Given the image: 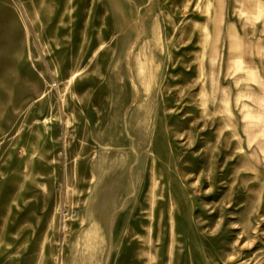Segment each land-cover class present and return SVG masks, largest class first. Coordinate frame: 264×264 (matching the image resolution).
Returning <instances> with one entry per match:
<instances>
[{
  "label": "rangeland",
  "instance_id": "rangeland-1",
  "mask_svg": "<svg viewBox=\"0 0 264 264\" xmlns=\"http://www.w3.org/2000/svg\"><path fill=\"white\" fill-rule=\"evenodd\" d=\"M255 6L0 0V264H264Z\"/></svg>",
  "mask_w": 264,
  "mask_h": 264
},
{
  "label": "crops",
  "instance_id": "crops-1",
  "mask_svg": "<svg viewBox=\"0 0 264 264\" xmlns=\"http://www.w3.org/2000/svg\"><path fill=\"white\" fill-rule=\"evenodd\" d=\"M255 7H256L255 14L259 15L261 17V21L264 22V0H256V6ZM252 44H254L255 46L260 45L259 43H251L248 45L252 46Z\"/></svg>",
  "mask_w": 264,
  "mask_h": 264
},
{
  "label": "built area",
  "instance_id": "built-area-1",
  "mask_svg": "<svg viewBox=\"0 0 264 264\" xmlns=\"http://www.w3.org/2000/svg\"><path fill=\"white\" fill-rule=\"evenodd\" d=\"M75 215H76L75 212H71V211L69 212L68 210H64L62 214V219L66 221L72 217H75Z\"/></svg>",
  "mask_w": 264,
  "mask_h": 264
}]
</instances>
